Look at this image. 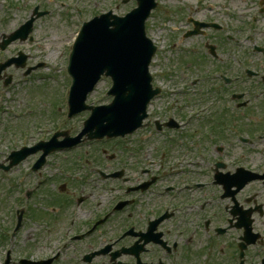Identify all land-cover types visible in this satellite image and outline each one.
I'll use <instances>...</instances> for the list:
<instances>
[{"label": "flooded vegetation", "instance_id": "1", "mask_svg": "<svg viewBox=\"0 0 264 264\" xmlns=\"http://www.w3.org/2000/svg\"><path fill=\"white\" fill-rule=\"evenodd\" d=\"M33 1H9L3 9H23L26 20L36 8L48 11ZM132 1L98 0L95 7L130 10ZM174 23L173 51L185 56L183 65L207 70L192 83L213 88L205 115H182L194 109L186 106L176 112L175 129L159 118L162 131L152 121L127 137L125 153L134 164L128 158L114 167L115 155L109 174L123 177L106 180L121 183H25L24 202L15 186L19 234L71 236L79 264H264V0H190ZM187 118L195 124L184 133ZM165 135L174 136L176 157L187 155L180 166L187 163L189 172H173L172 183L142 167V154L157 153ZM39 157L26 160L31 174Z\"/></svg>", "mask_w": 264, "mask_h": 264}, {"label": "rangeland", "instance_id": "2", "mask_svg": "<svg viewBox=\"0 0 264 264\" xmlns=\"http://www.w3.org/2000/svg\"><path fill=\"white\" fill-rule=\"evenodd\" d=\"M36 0H34L35 2ZM57 1V3H56ZM98 0H83L82 5L78 0H53V2L45 1L44 9L49 11V15L39 20L34 27V42H27L25 45L14 44L7 48L5 51L0 50V63L5 62L17 51V47L24 49V52L28 55V67H33L38 63H43L42 67L30 76L25 77V70L16 69L14 66L8 68L6 74H2L0 80V105L5 106L4 110L0 113V163L15 150V146L12 142V134L14 133H28L35 134L38 138L37 129L46 127L51 130L50 133L57 127V119L61 115L60 111L63 108L65 98L63 96V89L70 82V78L66 74V68L68 64V57L70 55V48L68 47L74 41L77 32L80 30L82 24L78 22L75 14L73 13L74 6L79 8L82 6L87 18L92 19L97 14V7H95ZM60 2L67 4L66 7L60 6ZM107 0H101V5L106 4ZM15 3L20 4V0H15ZM103 3V4H102ZM182 8L188 9L190 0H181ZM22 4V2H21ZM168 5H174L172 1L166 2L164 10L155 11L148 21V34L151 38L156 40L159 46L166 44L171 50L172 48V27L177 25L174 23V16L177 12L173 13ZM133 6V4L131 5ZM103 12V9H99V13ZM128 11L127 8L122 6L121 12ZM0 16L4 17V20L0 23V41L4 34H10L15 31L17 26L21 23L20 20H26L27 14L23 9L8 10L0 6ZM8 17V18H7ZM182 25V24H180ZM163 40H165L163 42ZM168 49H165L163 53H159L155 59V64L152 67L157 85H167L169 87L184 86L186 81H190L189 76L193 78L205 77V70L193 69L194 72L189 75L167 76L169 68L174 65V59L171 51L166 53ZM12 78L11 84L8 87H4V83ZM59 84H63L58 86ZM62 86V87H61ZM111 86L109 79H104L98 86L97 90L89 98L88 103L92 101H101L102 103H109L110 97L105 96L106 90ZM210 85L201 84L199 87H192L191 89H202L198 96L185 95L181 99L185 103L198 104L204 103L202 100L211 98V92L209 91ZM194 100H197L196 102ZM174 103L173 98H162L157 100L151 107L150 111L157 114H165L166 107ZM47 105V106H46ZM8 106V107H7ZM174 106V105H173ZM11 111H16L20 115L19 120L13 116ZM60 113V115H59ZM65 117V113H62ZM89 115L82 114L76 119L69 121L66 125L60 123L65 131H69L72 135H75L83 127V122ZM65 125V126H64ZM8 126L11 128L10 132L6 129ZM194 126L192 123L185 131L190 130ZM13 131V132H12ZM147 133V131H146ZM185 133V132H184ZM52 135V134H51ZM43 136V135H42ZM162 141L169 145V141L162 139ZM151 147H148L150 149ZM106 150L108 155L116 154L119 157L117 162H113L114 167H121L128 162L130 155L123 152V146H118L116 143L110 144H89L84 145L74 151L53 155L51 157L50 166L47 168L46 177L53 179L46 183H75L73 176H80L81 178L89 179L88 169L84 168L88 160L94 161L96 165L103 168V171L107 170L106 164L109 163L107 156L103 155L102 151ZM214 151L211 152V157H215ZM131 164H134L135 157L131 158ZM154 161V162H151ZM157 155L155 156L151 150H148L142 154L143 167L147 166L149 169L156 172L159 169ZM29 164L26 162L20 166L19 169L12 172V177H20V183H35L34 177L30 176L26 170ZM64 169L60 173V170ZM152 171V173H153ZM66 174V176H65ZM67 176H70L68 178ZM67 178V179H66ZM98 183H111L103 182L98 176ZM9 176H3L0 171V261L3 256V249L8 246L5 237L1 236L3 229L9 230L11 227V217L9 214V207L13 201L12 191L6 183L9 182ZM170 181V179H168ZM36 181V180H35ZM50 190V187H47ZM8 207V208H6ZM36 214V213H35ZM61 239L60 235H42L31 236L29 234L21 232L17 237L16 247L14 248L15 255L26 256L37 260L38 256H50L53 254V249L58 241ZM80 250L78 245L69 246L63 253L62 259L57 264H77ZM12 264H18L16 260Z\"/></svg>", "mask_w": 264, "mask_h": 264}, {"label": "water", "instance_id": "3", "mask_svg": "<svg viewBox=\"0 0 264 264\" xmlns=\"http://www.w3.org/2000/svg\"><path fill=\"white\" fill-rule=\"evenodd\" d=\"M140 30H142L141 23L132 16L117 19L114 22H111L108 17L95 20L82 33L71 58L70 74L76 85L74 88L75 103L86 98L87 93L105 72L110 76L125 77V81H116L117 86L112 92L116 95L115 107L113 105L101 110L103 114L98 116L100 124H106L103 134L104 131L111 133L112 122L110 120H115L113 123L121 124V126L129 121V114L133 112L134 106L129 109L126 103L127 96L132 95L134 100L139 99L138 91L142 88H136L135 84L127 79L130 74H134L138 80L144 79L140 64L144 56L149 55L150 50L147 44L142 45V41L139 40L145 36L144 30L143 32ZM133 54L137 55L132 60ZM146 102L142 101V103ZM113 110H115V115L112 114Z\"/></svg>", "mask_w": 264, "mask_h": 264}]
</instances>
